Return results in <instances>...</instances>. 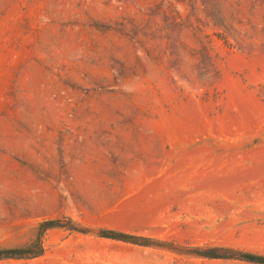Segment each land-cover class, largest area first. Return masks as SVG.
<instances>
[{
    "label": "rangeland",
    "instance_id": "1",
    "mask_svg": "<svg viewBox=\"0 0 264 264\" xmlns=\"http://www.w3.org/2000/svg\"><path fill=\"white\" fill-rule=\"evenodd\" d=\"M0 264H264V0H0Z\"/></svg>",
    "mask_w": 264,
    "mask_h": 264
}]
</instances>
